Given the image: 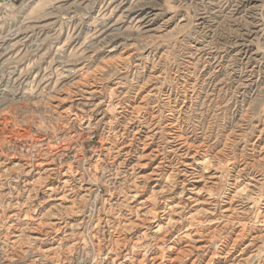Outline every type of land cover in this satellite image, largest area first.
<instances>
[{"label":"rangeland","instance_id":"374dc122","mask_svg":"<svg viewBox=\"0 0 264 264\" xmlns=\"http://www.w3.org/2000/svg\"><path fill=\"white\" fill-rule=\"evenodd\" d=\"M38 1L0 25V264H264V0Z\"/></svg>","mask_w":264,"mask_h":264},{"label":"bare ground","instance_id":"6f19581e","mask_svg":"<svg viewBox=\"0 0 264 264\" xmlns=\"http://www.w3.org/2000/svg\"><path fill=\"white\" fill-rule=\"evenodd\" d=\"M43 2V0H39L38 2H37V4H36V6L38 7V5H40L41 3ZM192 2V1H191ZM35 6V7H36ZM35 7H34V9H35ZM36 7V8H37ZM195 12V11H194ZM76 18V17H75ZM127 18V17H126ZM96 19V18H95ZM145 19V18H144ZM213 19V18H212ZM236 19V18H235ZM148 25V24H147ZM262 28V27H261ZM221 30V29H220ZM119 31V30H118ZM143 31V30H142ZM13 35V34H12ZM225 36V35H224ZM14 38V37H13ZM13 38H11V40L13 39ZM7 39V38H6ZM8 41H10V37H9V39H7L6 40V42H8ZM24 41V40H23ZM4 43V47H5V49H8V48H10V51H9V53L10 52H12V50H13V45L14 44H9V45H7L8 43ZM36 42V41H35ZM65 42V41H64ZM51 46H52V44H51ZM191 46V45H190ZM62 47V46H61ZM61 47H58L57 48V53L56 54H58L57 56L59 57V58H61L62 57V51L64 50V49H61ZM14 49H15V47H14ZM48 49H50V47L48 48ZM52 49V48H51ZM50 49V50H51ZM55 50H56V48H55ZM202 50V49H201ZM7 54V53H6ZM236 54V53H235ZM132 55V54H131ZM68 56V55H67ZM69 57V56H68ZM63 58H64V55H63ZM233 58V57H232ZM65 60H66V58H65ZM60 61V60H59ZM71 64V63H70ZM73 64V63H72ZM71 64V65H72ZM18 66V65H17ZM64 69V68H63ZM66 76H68L69 77V75L70 74H75V75H78L79 74V71L78 70H76V68L74 69V67H68L66 70ZM4 73V72H3ZM85 74V73H84ZM4 76V75H3ZM88 76V75H87ZM82 78V77H81ZM218 79V78H217ZM27 80V79H26ZM25 80V81H26ZM34 81V80H33ZM79 81H81V80H79ZM27 82V81H26ZM82 82V81H81ZM17 84V83H16ZM21 86V85H20ZM259 86V85H258ZM28 87V86H27ZM141 88V87H140ZM23 90V89H22ZM14 91V90H13ZM88 91V90H87ZM98 90L97 89H92L91 91H89L88 93L89 94H93V93H96ZM9 92V91H8ZM100 92V91H99ZM98 92V93H99ZM102 92V91H101ZM126 96V95H125ZM151 97V96H150ZM164 97V96H163ZM110 98H111V96H110ZM109 99V98H108ZM103 102V101H102ZM176 104V103H175ZM254 105V104H253ZM112 106V105H111ZM137 106V105H136ZM108 108H109V106H108ZM114 108V107H113ZM122 108V107H121ZM138 108V107H137ZM116 109V108H115ZM133 110H134V108H132ZM110 110H111V108H110ZM126 110V109H125ZM133 110H131V112L133 111ZM140 110V109H139ZM117 111H119V109L117 110ZM107 112V111H106ZM127 112V111H126ZM134 112H136V111H134ZM78 113V112H77ZM122 113V112H121ZM125 113V112H124ZM123 113V114H124ZM129 113V112H128ZM132 114H133V112H132ZM136 114V113H135ZM125 115V114H124ZM138 115V114H137ZM77 116H79V114L77 115L76 114V117ZM88 116V115H87ZM84 117V116H83ZM132 117V116H131ZM130 117V118H131ZM156 117V116H155ZM136 118V117H135ZM77 119V118H76ZM118 119V118H117ZM73 120V119H72ZM131 120V119H130ZM114 121V120H113ZM117 121V120H116ZM134 121H136V120H134ZM129 122V121H128ZM9 123H11V122H9ZM134 123V122H133ZM130 124V123H129ZM143 124V123H142ZM152 124V123H151ZM4 125V124H3ZM126 125V124H125ZM10 126V125H9ZM132 126V125H131ZM169 126L170 127H172L173 126V122L171 121L170 123H169ZM17 129V128H16ZM6 130V129H5ZM124 130V129H123ZM142 130V129H141ZM171 130V129H170ZM52 131V130H51ZM92 131V130H91ZM124 132V131H123ZM131 132V131H130ZM134 132V131H133ZM140 132V131H139ZM234 132V131H233ZM135 133V132H134ZM249 133V132H248ZM1 134H3V133H1ZM137 134V133H136ZM171 134V133H170ZM117 135V134H116ZM134 135V134H133ZM150 135V134H149ZM153 135V134H152ZM228 135V134H227ZM7 136V135H6ZM75 136V135H74ZM108 136V135H107ZM148 136V135H147ZM230 136V135H229ZM89 137V136H88ZM149 137H151V136H148V137H146V138H149ZM154 137V136H153ZM1 138V137H0ZM5 138V137H4ZM13 138V137H12ZM29 138V137H28ZM45 138V137H44ZM43 138V139H44ZM121 138V137H120ZM134 138V137H133ZM230 138V137H229ZM21 139V138H20ZM24 139V138H23ZM117 139H118V137H117ZM122 139V138H121ZM120 139V140H121ZM132 139V138H131ZM138 139V138H137ZM136 139V140H137ZM139 139H141L140 137H139ZM153 139V138H152ZM172 141H170L171 142V144H173L172 146H171V149L170 150H176V151H178L179 152V156L180 157H182V158H189V161L191 162V163H189V161H184V165H186V166H190V165H192V163L193 162H195V165L197 164V165H201L202 166V169H193V170H188L187 168L185 169H183V170H181V173L183 172L184 174L183 175H185V177H192L193 178V182L194 183H196V182H200L201 180L203 181V180H210V182H208L210 185L212 184V185H216L217 186V189L218 188H221V183H220V181H222V180H220V177H219V175L217 174V173H219V171H215L214 173H212V172H209V169H208V164L210 163V159L209 158H207V157H204V156H202L200 159H196L195 158V155H193L192 153H191V151L189 150L190 149V143H189V141L185 138V137H183V135H181V134H179V133H177V132H173L172 133ZM10 140V139H9ZM25 140V139H24ZM45 140V139H44ZM76 140V139H75ZM114 140V139H113ZM119 140V139H118ZM145 140V139H144ZM148 140V139H147ZM0 141H1V139H0ZM41 141H42V139H41ZM48 141H50L49 139H48ZM47 141V142H48ZM111 141V140H110ZM132 141V140H131ZM135 141V140H134ZM152 141V140H151ZM43 142H45V141H43ZM64 142V141H63ZM72 142V141H71ZM74 142V141H73ZM129 142V141H128ZM127 142V143H128ZM227 142V141H226ZM31 143H33V142H31ZM42 143V142H41ZM49 143V142H48ZM47 143V144H48ZM68 143V142H67ZM104 143V142H103ZM102 143V144H103ZM117 143V142H116ZM123 143H124V145L126 144L124 141H123ZM140 143V142H139ZM142 143H144V142H142ZM51 144V143H50ZM64 144H66V143H64ZM69 144H70V141H69ZM130 144V143H129ZM146 143H144V145H145ZM147 144H148V142H147ZM193 144V143H192ZM45 145H46V143H45ZM52 145V144H51ZM123 145V144H122ZM141 145V144H140ZM149 145V144H148ZM43 146V145H42ZM69 146V145H68ZM70 147V146H69ZM85 147V146H84ZM143 147H147V145L146 146H143ZM142 147V148H143ZM37 148V147H36ZM47 148V147H46ZM137 148V147H136ZM194 148V147H193ZM53 149V148H52ZM80 149V148H79ZM78 149V150H79ZM119 149V148H118ZM121 149V148H120ZM144 149V148H143ZM192 149V148H191ZM28 150V149H27ZM64 150H65V147H64ZM81 150V149H80ZM112 150V149H111ZM123 150V149H122ZM130 150V149H129ZM132 150V149H131ZM231 150V149H230ZM165 151V150H164ZM118 152V151H117ZM159 152H160V150H159V148L158 149H156V148H154V150H153V153L154 154H156L157 156H158V154H159ZM177 152V153H178ZM193 152V151H192ZM195 152H197V151H195ZM223 152V151H222ZM126 153H127V151H126ZM149 153H152V152H149ZM80 154V153H79ZM129 154V153H128ZM192 154V155H191ZM148 155V154H147ZM156 155H154V156H156ZM12 156V155H11ZM209 156V155H208ZM195 158V159H194ZM142 159V158H141ZM191 159V160H190ZM262 159V158H261ZM61 160V159H60ZM37 161V160H36ZM39 161V160H38ZM227 161V160H226ZM31 162V161H30ZM33 162V161H32ZM223 162V161H222ZM115 163V162H114ZM30 164V163H29ZM32 164V163H31ZM38 164V163H37ZM99 164V163H98ZM228 164V163H227ZM28 165V164H27ZM36 165V164H35ZM44 164H42V163H39L37 166L38 167H42ZM158 165H160V164H158ZM31 165H29V167H30ZM161 166V165H160ZM229 166V165H228ZM227 166V167H228ZM33 167V166H32ZM46 167V166H45ZM57 168V167H56ZM72 168V167H71ZM156 169L158 168V166H156L155 167ZM46 169V168H45ZM52 168H47L46 170H47V172H49L50 170H51ZM69 169V168H68ZM229 169V168H228ZM244 169V168H243ZM30 170V169H29ZM71 170V169H70ZM216 170H218V169H216ZM34 171V170H33ZM58 171V170H57ZM73 171V170H72ZM28 174H29V171L27 172ZM31 173V172H30ZM158 173V172H157ZM160 173V172H159ZM225 173V172H224ZM69 174H70V172H69ZM75 174V173H74ZM172 174H173V172H172ZM46 175V174H45ZM161 175V174H160ZM28 176V175H27ZM140 176V175H139ZM150 177V176H149ZM168 177V176H167ZM190 177V178H191ZM74 178V177H73ZM154 178V177H153ZM169 178V177H168ZM168 178H166V180L168 179ZM191 178V179H192ZM170 179V178H169ZM188 178H186V180H187ZM220 181H219V180ZM254 179V178H253ZM43 181V180H42ZM75 181H77V180H75ZM169 181V180H168ZM187 181H189V179L187 180ZM34 182V181H33ZM65 184H66V182H65ZM198 185V184H197ZM211 185V186H212ZM235 185V184H234ZM248 185V184H247ZM194 187L193 188H191V189H197L198 187L197 186H195V185H193ZM210 186V187H211ZM236 186V185H235ZM67 187V186H66ZM205 187H207V186H205ZM215 187V186H214ZM237 187V186H236ZM246 187V186H245ZM37 188V187H36ZM47 188V187H46ZM62 188V187H61ZM203 188V187H202ZM201 188V189H202ZM48 190H51L52 192L54 191V187L53 186H48V188H47ZM57 189V188H56ZM167 189H168V186H167ZM201 189L199 190L200 192H201ZM205 189V188H204ZM214 189V188H213ZM242 189V188H241ZM64 190H65V188H64ZM144 190V189H143ZM246 190V189H245ZM210 191V190H209ZM209 191H207V192H209ZM243 190H241L240 192H242ZM213 192V191H212ZM211 192V193H212ZM238 192V191H237ZM236 192V193H237ZM51 193V192H50ZM64 193V192H63ZM126 193V192H125ZM154 193V192H153ZM196 193V192H195ZM218 194V193H217ZM198 195V194H197ZM209 195V197H212V195H210V194H208ZM66 196V195H65ZM152 196V195H151ZM252 196V195H251ZM260 196V195H259ZM31 197V196H30ZM222 197H223V195H222ZM247 198V197H246ZM250 198V197H249ZM64 199H65V197H64V195H62V196H59L58 197V200H61V201H64ZM67 199V198H66ZM71 199V198H70ZM149 199V198H148ZM166 199V198H165ZM262 199V198H261ZM72 200V199H71ZM257 200V199H256ZM198 201V200H197ZM67 202V201H66ZM147 202V201H146ZM148 202H150L149 200H148ZM255 202V201H254ZM123 203V202H122ZM142 203V202H141ZM143 203H144V201H143ZM146 204V203H145ZM165 204H166V202H165ZM259 204V203H258ZM156 205V204H155ZM231 205V204H230ZM253 205V204H252ZM144 208V207H143ZM36 209V208H35ZM84 209V208H83ZM171 209V208H170ZM226 209V208H225ZM228 209H230V208H227L226 209V211H228ZM233 208H231V210H232ZM142 210V209H141ZM152 211V210H151ZM221 211V210H220ZM224 211V210H223ZM233 211V210H232ZM138 212V211H137ZM142 214V213H141ZM261 214V213H260ZM114 216V215H113ZM159 216V212H155V215H154V218H157ZM148 217V216H147ZM190 217V216H189ZM257 217H258V214H257ZM104 218V217H103ZM152 218V217H151ZM136 219V218H135ZM174 220V219H173ZM226 220V219H225ZM230 221V220H229ZM258 221V220H257ZM212 222V221H211ZM213 223V222H212ZM230 223V222H229ZM198 224V223H197ZM227 224V223H226ZM261 224H262V222H261ZM192 228V227H191ZM120 229V228H119ZM188 229V228H187ZM55 230V229H54ZM189 230V229H188ZM187 230V231H188ZM192 229H190V231H191ZM193 232V231H192ZM242 232V231H241ZM187 234V233H186ZM191 235V234H190ZM193 236V235H192ZM139 237V236H138ZM194 237V236H193ZM85 238V237H84ZM191 238V237H190ZM70 239V238H69ZM121 241V240H120ZM140 241V240H139ZM217 246V245H216ZM71 247V246H70ZM74 247V246H73ZM135 248V247H134ZM176 248V247H175ZM217 248V247H216ZM147 249V248H146ZM41 250V249H40ZM120 251V250H119ZM185 251V250H184ZM41 252V251H40ZM148 254V253H147ZM259 254V253H258ZM260 255V254H259ZM25 257V256H24ZM133 258V257H132ZM144 258V257H143ZM174 258V257H173ZM152 259V258H151ZM144 263V262H143ZM194 263V262H193Z\"/></svg>","mask_w":264,"mask_h":264},{"label":"built area","instance_id":"2783aa9c","mask_svg":"<svg viewBox=\"0 0 264 264\" xmlns=\"http://www.w3.org/2000/svg\"><path fill=\"white\" fill-rule=\"evenodd\" d=\"M33 0H0V25L5 26L6 21L8 20V15L11 12V9H17L20 6H24L26 4H29ZM3 27H0V49L5 50L4 47V40L9 37L6 35V37H2V35L5 32V29H2ZM88 31L92 32L94 31V27L91 25H88L87 27ZM10 32V30H8ZM3 33V34H2ZM2 58V55L0 59ZM5 65V64H4ZM3 71L6 73L7 70H4V66L2 67Z\"/></svg>","mask_w":264,"mask_h":264}]
</instances>
